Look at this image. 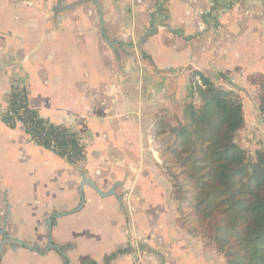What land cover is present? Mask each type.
<instances>
[{
  "label": "crops",
  "instance_id": "obj_1",
  "mask_svg": "<svg viewBox=\"0 0 264 264\" xmlns=\"http://www.w3.org/2000/svg\"><path fill=\"white\" fill-rule=\"evenodd\" d=\"M210 1L0 0V264H103L126 248L112 264H225L181 224L156 134L197 71L240 94L241 147L264 149L246 80L264 74V0ZM16 78L30 109L81 138L83 162L4 124Z\"/></svg>",
  "mask_w": 264,
  "mask_h": 264
},
{
  "label": "trees",
  "instance_id": "obj_2",
  "mask_svg": "<svg viewBox=\"0 0 264 264\" xmlns=\"http://www.w3.org/2000/svg\"><path fill=\"white\" fill-rule=\"evenodd\" d=\"M195 76L201 86L190 88L189 93L196 96L199 106L187 104L181 125L156 133L162 136L163 165L177 170L173 198L179 219L189 230L207 237L225 264H264V149L249 153L235 141L245 125L239 95L197 71L191 73L192 85ZM246 80L256 88L258 111L263 114L264 74H249ZM1 117L12 129L10 122L22 123L30 140L41 148L54 142L56 155L69 164L85 160L77 133L48 123L37 111L25 109L15 119ZM66 248H59L63 257ZM130 252V248L119 250L106 256L103 264Z\"/></svg>",
  "mask_w": 264,
  "mask_h": 264
},
{
  "label": "rangeland",
  "instance_id": "obj_3",
  "mask_svg": "<svg viewBox=\"0 0 264 264\" xmlns=\"http://www.w3.org/2000/svg\"><path fill=\"white\" fill-rule=\"evenodd\" d=\"M231 4H232V2H230V1L229 2H225L224 6L222 8H230ZM129 20H130V17H129ZM190 77H191V74H190ZM195 77H194V79H195ZM190 82H191V78L189 79V84H188V86L186 88L185 94L183 96H180L181 98H177L176 97L177 99L175 100V106H174L173 110H170L169 112H165L164 115L160 116L161 117V120H160L161 122L159 123V126H158L159 130L157 129V132L158 131L161 132L162 130L169 131L170 129L177 128L179 125H181L183 123V121H182L183 110H184V108H185V106L187 104L192 103V104H194L195 107L199 106L198 99L193 94H190L189 91H190V88L195 89L196 87H200L201 85L199 86L196 82L193 83V85H192V84H190ZM218 87L222 88L221 86H218ZM235 93H237L239 95V97H240V94L238 92H235ZM162 111H165V110H162ZM235 141H236V143L239 146H242L241 143L244 144V145H247L246 143L241 142L243 140H241L239 134L237 136H235ZM244 149H246L247 151H249V153H251V147L249 145L247 147H245ZM159 158H160V162H161V164H162V166H163V168L165 170V173H166V175H167V177L169 179V182H170V184L172 186L171 197L173 198V188H174L173 186H174V181H175L174 173H176L177 170L174 169V168L168 169L166 166L163 165V160L161 159V156ZM190 231L192 233H196V234H199V235L202 234V233H198L193 228H190ZM203 238L205 239V242H207L208 245H212L210 240L207 237L203 236Z\"/></svg>",
  "mask_w": 264,
  "mask_h": 264
},
{
  "label": "built area",
  "instance_id": "obj_4",
  "mask_svg": "<svg viewBox=\"0 0 264 264\" xmlns=\"http://www.w3.org/2000/svg\"><path fill=\"white\" fill-rule=\"evenodd\" d=\"M129 4L131 7L134 6H139L143 4L146 0H128ZM222 2H218L215 0H211V7H214L216 4H218L222 8L224 6L225 2H229V0H220ZM197 83L199 86L201 85V80L199 76H196L194 79V83ZM5 101H6V109L3 112V115L9 117V118H14L17 115H21L25 109H30L28 104H27V88H26V83L23 79L16 78L11 82L10 88L7 91L5 95ZM10 125H13L16 127L17 125H21L23 127V124L20 123L19 121H13L10 122ZM24 129V127H23ZM30 138V136H29ZM79 144L83 146L81 142V138H79ZM46 150L56 154L57 148L54 145V142H50V145L46 148ZM82 161H77L76 163H81ZM128 201V198H127ZM129 204V203H128ZM130 210V207H128ZM132 239H137L133 234H131ZM138 249V248H136ZM140 252V251H139ZM138 252V254H139ZM137 263L140 264L141 260L138 258Z\"/></svg>",
  "mask_w": 264,
  "mask_h": 264
},
{
  "label": "water",
  "instance_id": "obj_5",
  "mask_svg": "<svg viewBox=\"0 0 264 264\" xmlns=\"http://www.w3.org/2000/svg\"><path fill=\"white\" fill-rule=\"evenodd\" d=\"M16 242H17V241H16ZM17 243L20 244V246L26 247L27 249H30V250L36 251V250H35L34 248H32V247H27L26 245H24V244H22V243H19V242H17ZM50 248H52V249H56V250L59 251V249H58L56 246L50 244V245L48 246V248L46 249V252H47ZM1 249H2V247H0V253H1ZM36 252H38V251H36Z\"/></svg>",
  "mask_w": 264,
  "mask_h": 264
}]
</instances>
